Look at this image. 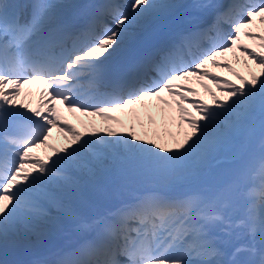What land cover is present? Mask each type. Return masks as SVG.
I'll return each instance as SVG.
<instances>
[{
    "label": "snow or ice",
    "instance_id": "obj_1",
    "mask_svg": "<svg viewBox=\"0 0 264 264\" xmlns=\"http://www.w3.org/2000/svg\"><path fill=\"white\" fill-rule=\"evenodd\" d=\"M0 264H264V0H0Z\"/></svg>",
    "mask_w": 264,
    "mask_h": 264
},
{
    "label": "rangeland",
    "instance_id": "obj_2",
    "mask_svg": "<svg viewBox=\"0 0 264 264\" xmlns=\"http://www.w3.org/2000/svg\"><path fill=\"white\" fill-rule=\"evenodd\" d=\"M191 2V0H189L187 3H190ZM70 116V118H74L72 115H69ZM89 118H85V117H83V118H81V119H76V121H78L79 122V128L81 129V130H83L82 129V127H81V124H80V120H88ZM90 119H95L97 122H99V119H97V118H90ZM78 128V127H77ZM42 153V156L45 154V152H44V150L43 149H40V151H39V154H41ZM39 154H37V155H39Z\"/></svg>",
    "mask_w": 264,
    "mask_h": 264
},
{
    "label": "bare ground",
    "instance_id": "obj_3",
    "mask_svg": "<svg viewBox=\"0 0 264 264\" xmlns=\"http://www.w3.org/2000/svg\"><path fill=\"white\" fill-rule=\"evenodd\" d=\"M184 3H187V0H183ZM183 21V17H181V22ZM64 114V113H63ZM113 115H119V113H112ZM77 116H79V113L76 114ZM75 119H77L76 117H74ZM76 121V120H74Z\"/></svg>",
    "mask_w": 264,
    "mask_h": 264
}]
</instances>
